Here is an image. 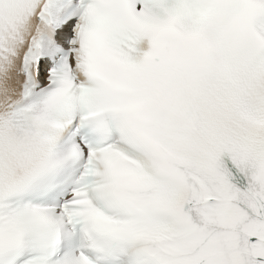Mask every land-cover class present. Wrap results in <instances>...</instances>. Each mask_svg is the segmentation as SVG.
Instances as JSON below:
<instances>
[{
	"label": "snow or ice",
	"instance_id": "6c2138e0",
	"mask_svg": "<svg viewBox=\"0 0 264 264\" xmlns=\"http://www.w3.org/2000/svg\"><path fill=\"white\" fill-rule=\"evenodd\" d=\"M0 264H264V0H0Z\"/></svg>",
	"mask_w": 264,
	"mask_h": 264
}]
</instances>
